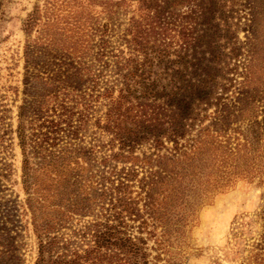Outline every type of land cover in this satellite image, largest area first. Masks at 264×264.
<instances>
[{
	"label": "trees",
	"instance_id": "obj_1",
	"mask_svg": "<svg viewBox=\"0 0 264 264\" xmlns=\"http://www.w3.org/2000/svg\"><path fill=\"white\" fill-rule=\"evenodd\" d=\"M217 3L33 6L13 131L24 197L4 193L0 167V264H22L28 233L31 264H180L216 193L264 185V50L231 49ZM224 58L240 80L215 94ZM253 222L241 264H264V191Z\"/></svg>",
	"mask_w": 264,
	"mask_h": 264
},
{
	"label": "rangeland",
	"instance_id": "obj_2",
	"mask_svg": "<svg viewBox=\"0 0 264 264\" xmlns=\"http://www.w3.org/2000/svg\"><path fill=\"white\" fill-rule=\"evenodd\" d=\"M44 1L0 0V117L4 122V128H0L3 140L0 143V167L9 166L6 182H1L5 187L1 189L17 201L24 197L19 178L20 151L13 133L15 111L23 89L22 50L26 37L21 30V23L34 5L42 6ZM218 5L217 17L221 19V29L231 30V49L246 43L263 51L264 0H219ZM116 22L121 24L123 18L118 17ZM237 66L232 58H224L219 64V78L213 90L215 94L234 93V80H240L234 76L235 70L240 71ZM263 191L264 185L238 181L216 193L209 204L198 211L188 234L187 246L180 253V264H241L243 244H247L246 240L258 228L253 221L259 211ZM240 225L246 228L244 237L242 234L240 239L234 240L232 233ZM234 241L238 243L237 246ZM21 242L22 264H31L35 251L32 235L24 234Z\"/></svg>",
	"mask_w": 264,
	"mask_h": 264
}]
</instances>
